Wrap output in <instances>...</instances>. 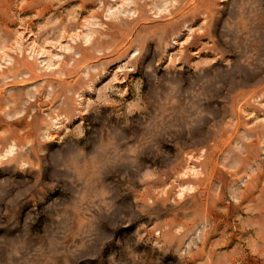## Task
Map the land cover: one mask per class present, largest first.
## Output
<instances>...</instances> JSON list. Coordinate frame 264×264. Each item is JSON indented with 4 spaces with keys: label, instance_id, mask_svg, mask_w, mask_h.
Listing matches in <instances>:
<instances>
[{
    "label": "rangeland",
    "instance_id": "rangeland-1",
    "mask_svg": "<svg viewBox=\"0 0 264 264\" xmlns=\"http://www.w3.org/2000/svg\"><path fill=\"white\" fill-rule=\"evenodd\" d=\"M222 7L218 0H0V158L17 159L31 183L50 184L46 146L85 138L94 112L120 119L142 111L139 74L149 61L161 72H205L226 57L215 35ZM226 29L242 63L199 136L147 163L142 141L124 148L112 139L102 151L111 153L108 163L135 170L138 203L146 198L164 210L144 231L191 230L201 218L213 225L189 264H264V0H233ZM87 156L83 170L95 169L98 157ZM10 191L0 177V222L15 219ZM33 223L29 216L25 227ZM57 243L49 237L33 248L35 264H57Z\"/></svg>",
    "mask_w": 264,
    "mask_h": 264
},
{
    "label": "clouds",
    "instance_id": "clouds-1",
    "mask_svg": "<svg viewBox=\"0 0 264 264\" xmlns=\"http://www.w3.org/2000/svg\"><path fill=\"white\" fill-rule=\"evenodd\" d=\"M218 2L223 7L215 35L227 55L214 67L205 72L191 68L161 72L149 61L139 74L142 111L120 119L108 112H94L88 117L85 138L77 140L69 135L63 143L46 146L45 180L50 184L31 183L30 172L21 171L17 159L0 158V177L11 184L9 195L15 201V219L0 222V264H35L33 248L49 237L58 240L52 250L57 264H189L192 257L202 253L198 245L203 244L213 225L201 218L191 230L170 233L161 226L159 231H144L141 226L159 219L164 210L146 198L138 203L130 187L135 170L127 164L108 163L111 153L102 148L112 139L124 148L142 141V157L147 163L161 150L172 151L176 141H189L204 131L219 107L221 93L242 63L227 39L226 23L233 12V0ZM57 134L64 136L65 132L61 129ZM8 139L5 137L6 142ZM87 154L98 157L95 169L83 170ZM74 156L80 171L72 162ZM29 216L35 217V223L25 227ZM69 235L80 239L65 243ZM176 240L180 247L174 249Z\"/></svg>",
    "mask_w": 264,
    "mask_h": 264
}]
</instances>
